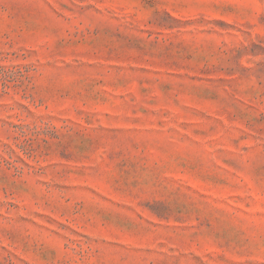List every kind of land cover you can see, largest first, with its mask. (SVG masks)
Segmentation results:
<instances>
[{
    "label": "rangeland",
    "instance_id": "374dc122",
    "mask_svg": "<svg viewBox=\"0 0 264 264\" xmlns=\"http://www.w3.org/2000/svg\"><path fill=\"white\" fill-rule=\"evenodd\" d=\"M0 264H264V0H0Z\"/></svg>",
    "mask_w": 264,
    "mask_h": 264
}]
</instances>
